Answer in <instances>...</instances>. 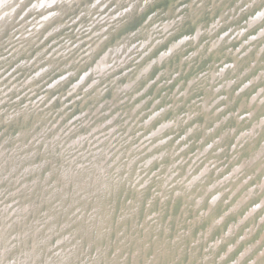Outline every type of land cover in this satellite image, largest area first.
I'll list each match as a JSON object with an SVG mask.
<instances>
[{
	"label": "rangeland",
	"instance_id": "1",
	"mask_svg": "<svg viewBox=\"0 0 264 264\" xmlns=\"http://www.w3.org/2000/svg\"><path fill=\"white\" fill-rule=\"evenodd\" d=\"M0 264H264V0H0Z\"/></svg>",
	"mask_w": 264,
	"mask_h": 264
}]
</instances>
